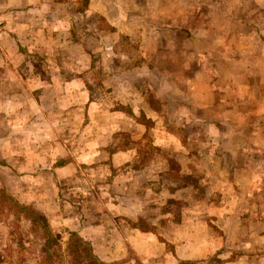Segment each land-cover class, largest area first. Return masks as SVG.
Returning <instances> with one entry per match:
<instances>
[{"label": "rangeland", "instance_id": "374dc122", "mask_svg": "<svg viewBox=\"0 0 264 264\" xmlns=\"http://www.w3.org/2000/svg\"><path fill=\"white\" fill-rule=\"evenodd\" d=\"M135 95L148 113H161L156 119L161 128L154 126L153 117L133 112L128 99ZM171 100L177 114L168 106ZM206 102L211 108L204 113L200 106ZM187 105L193 106L195 116L207 115L210 135L202 134L206 126L193 125L194 141L185 140L191 135L184 126L190 116ZM112 110L140 120L146 126L143 137H138L143 127L123 124L126 117L108 115ZM221 118L227 125L218 123ZM167 132L173 135L168 137ZM213 136L217 150L229 145L223 142L227 138L255 152L251 161L249 156L238 157L244 169L237 171L235 182L241 185L256 178L257 188H208L212 179L221 183L218 166L225 164L224 158H214L209 168L202 164L201 142ZM106 145L114 151L135 150L130 160L120 157L113 164L104 153H97L96 159L92 155L98 171L92 168L87 173L98 204L82 207L76 196L73 201L67 197L66 190L59 193L60 202L50 201L52 195L45 199L46 215L37 203L44 199L39 189H57L51 179L41 177L47 164L61 154L57 163L83 149L96 151ZM45 151L53 155L47 157ZM186 154L195 155L188 177L178 172ZM88 162V158L78 162L84 173ZM143 168L141 175L130 171ZM232 170L228 168V177ZM131 174L140 176L131 179ZM174 184L184 188L171 197L167 189ZM208 193L215 194L214 204H204ZM3 194L43 214L62 264H70L66 246L71 232H78L73 224L48 219L65 213L76 219L83 215L80 208L88 207L107 224L96 237L100 248L78 235L98 257L107 255L108 264L128 259L142 264L123 236L106 235L111 223L105 216L123 225L129 220L124 214L140 211L141 217L129 223L162 230L165 237H158L167 249L174 246L170 240L188 241L190 249L194 247L188 252L185 246L181 249V255L193 257L179 264L205 260L217 264L216 253L200 258L199 249L221 243L220 219L234 213L258 217L264 213V0H0V197ZM223 194L236 199L218 206ZM169 218L178 221L174 236L168 234ZM12 220L0 218V264H18L19 256L22 264H38L45 240L29 220L21 218L19 228ZM230 224L233 229L234 222ZM258 228L264 230V221ZM226 240L233 245L240 238Z\"/></svg>", "mask_w": 264, "mask_h": 264}, {"label": "crops", "instance_id": "0c3cea01", "mask_svg": "<svg viewBox=\"0 0 264 264\" xmlns=\"http://www.w3.org/2000/svg\"><path fill=\"white\" fill-rule=\"evenodd\" d=\"M128 100L131 105L130 107L133 108L134 113L136 111H138L139 113L143 112L144 114L147 115V117H151V118L153 117L154 126L158 129L161 128L162 124H158V122L156 121V119L161 118L160 117L161 113L158 110H153L154 115L152 113H148L142 100L141 101L138 100V95H135L134 99L130 97ZM175 100L174 101L171 100V102L168 103L169 108L170 106L172 108L173 114L174 113L177 114V106H176ZM219 106H222V105H219ZM200 107L204 113L206 112L207 108H211L209 102H206L205 105L203 104ZM186 109L189 110L190 116L187 115V118L184 122V126L186 127V133L189 132L191 133V135L189 139L186 137L185 140L194 141V133H193V128H192L193 125L201 124V126L202 125L206 126V129L202 128L205 131L204 132L202 130V134L210 135L209 132L211 129V123L207 115L195 116L193 114V106L187 105ZM111 112L112 113H109L108 111L109 113L108 115L113 114L117 116V115L123 114L126 117V118L123 117L124 119H126L123 121V124H129L131 126V123H134V125H137V127H143V132L141 131L138 134V137H143V133L144 131H146V126L140 120L137 121L136 118H134L133 116L126 115L124 114V112H121L118 110H112ZM218 123L227 125L224 118H221L220 120H218ZM170 134L172 133L167 132L168 137H170ZM165 136L166 135L164 134V137ZM212 139H216V137L215 136L210 137L208 140H206L205 137H203V140L201 142L203 152L202 153L198 152L199 155H203L201 159L202 164L204 165L205 168H209L210 165L212 164V161L213 162L215 161L213 160L214 158L218 160H221V158L222 159L224 158L225 164L222 166H218V172L222 176L221 177L219 176L217 180H219L221 183L217 184L215 183V180L212 179L211 181L214 183L213 185L210 184L208 188L209 189L211 188L214 190H218L219 187L223 190L230 189V188H232L233 190L246 189V188H252V187L257 188V183L259 182L256 180V178L252 180L249 179L247 182H244L241 185H238L235 182L236 180L235 175L237 174V171L239 169H244V166L239 167L238 157L249 156V161H251L253 157L252 155H255V152H252L251 150L250 152L248 150H245L236 142L230 143L227 138L226 139L223 138L225 139L223 140V142L228 143L229 145L225 146L224 144L221 143L222 145L221 144L220 145L223 146L224 148L222 150H217V145L215 144L216 142L214 141L211 142ZM10 148L13 151L16 150V147L12 148V146H10ZM134 150L135 149L133 147H126L122 150L114 151V148L112 147V145H106L103 149L96 150V151L93 149H88V150L83 149L82 151L79 152V154H75V155L71 154L70 157H68L64 162L57 163L58 159H61L62 157H64V154L59 155L57 158H55L56 161L54 163H52L51 165L47 164L48 168L43 169L44 172H42L41 174V177L42 175H44L45 178L51 179V182L53 183V185L54 184L56 185L57 189L53 190L52 186L49 189L47 187L41 186L43 188L39 189V193L40 195L43 194L44 199H38V200H43L42 202H37L38 205L40 206V209L45 213V209H44V205L46 204L45 199L49 195H52V197H49L51 199L50 201H53V202L62 201L61 195H59V193L61 194L63 192H66V190H69V193H67L68 195L67 197H70L71 199L72 195L76 196L77 197L76 202L80 204L82 207L85 205L89 206L90 203L97 205L98 203L95 199V196L91 192V187H93V182L90 179L89 173H87V172H91L92 168H95L98 171V165H96L95 162L94 163L91 162L92 155H94L96 159L97 153L99 152L104 153L107 158L109 157L111 159V162L113 164L115 163L116 160L118 161L120 157L123 159V161L130 160L131 155L134 154ZM45 154L47 155V157L50 156V154L53 155V153H50L48 151H45ZM194 154H191V155L186 154L185 163L179 167L178 172H184L186 177H188L187 173L189 169L191 170L193 169L191 167L192 163L195 164V162H193L191 158V156L192 157L195 156ZM175 155H177V153H175ZM80 158H88L89 160L88 162L89 167L84 168L85 173L84 171L82 172L83 164L81 163L80 165H78ZM204 161H208V163H205ZM244 161L246 162V160ZM72 164L75 165L73 167L75 171L71 170ZM17 165H19V163ZM203 165H202V169L203 171H205L203 168ZM12 166L16 169V171H19L17 170L18 166H16L15 163H13ZM230 167L231 168L233 167L234 170H232L233 174L229 173L230 176L228 177L227 170ZM77 168L81 174H78ZM31 171L33 170L31 169ZM130 171L131 173H135V175L136 174L141 175V172L144 171V168L137 169V170L130 169ZM159 171L160 170L156 171L153 169V172H155L156 176H160L161 178H163L164 175H160ZM170 172L171 171H169V173ZM125 173L128 174V171H125ZM140 175H137L135 177H139ZM135 177L133 176V174H131V179ZM128 178L130 177H127V183H129ZM187 186L188 185L185 186V189L188 188ZM183 188H184L183 186L178 187L177 185L175 186L174 184L173 186L169 185L167 190L169 192V195L172 197V196H175V193L180 192ZM73 189L75 191H73ZM214 195H215L214 193L213 194L208 193V196L203 199V201H205L204 204L207 205L209 201L211 202V204H214V201H212V197ZM223 195L221 196V200L216 203L218 206L220 204L223 205V204L230 203L231 201L233 200L235 201L236 199L235 197H232V196H225V195L223 196ZM37 198H40V197H37ZM256 199L257 197L255 198V201ZM134 200L138 203H141V205H145L144 201L140 199H134ZM63 202H65V204L71 203L68 200H64ZM211 204L209 203L208 205H211ZM255 205H257L256 202H255ZM259 208L261 207L259 206ZM80 210H82V212L84 211L83 215L80 214L79 217L76 219L73 217L72 219L70 216L67 215V213H65L63 215L62 214L58 215L59 218L51 219L49 217L48 220L52 222L55 219H59L57 220V222L61 224L65 223L66 226H68L69 224H73L72 226H74L73 227L74 230L77 231L81 237L88 239L91 245L93 243V245H96L100 248L101 242L99 241V239H96V237H98L97 235L101 231V228L107 225L106 222H104L103 221L104 219L101 218L95 211H93L92 208L91 209L89 207L87 209L80 208ZM91 212H93V215H91ZM46 215L49 216V214H46ZM124 215H126V217L129 218V220H127L126 223L123 225L121 223H119L121 225H115L114 224L115 220L111 219V216L105 215L107 219L109 220V222L111 223V225H113L112 228L110 227L111 225L110 226L108 225L109 230L106 232V235L107 236H123L125 239V243L131 245L132 249L135 250V253L138 255V258L141 260L142 264H179V262L180 263L184 261L187 262V260L193 257V256L191 257L189 254H187L186 256L181 255V249H184L183 248L184 246H185V252H188L189 250H195L194 247L190 249L191 243L188 244V241L178 244L169 239L172 243H174V246L171 249H167V246L165 245L166 242H162L160 238L158 237L161 235L162 237H165L166 234L164 232L163 233L159 232L162 230H159V231L145 230V229L139 228L133 223H129V221L141 217V211L140 213L136 212V214L132 213V214H124ZM151 219L155 220L154 218H151ZM220 221L222 224L221 226L222 232L220 231L221 233H219V235L222 238L220 239L221 243L216 246H211L212 244L203 245L199 249L201 251L200 258L208 259L213 254L216 253L217 254L216 256L219 258L218 260L219 262L217 264H264V233H261V231L264 232V230L262 229L258 230L259 229L258 227L262 225L264 221V213L260 217H258V214L252 213V212L250 214L234 213V215L223 216L220 219ZM231 221L234 222L233 229H231V224H230ZM167 222L170 227L168 234H170L171 236H174L175 234H172V233L177 231L178 221L176 220L172 222L171 219L169 218L167 219ZM246 223L249 224L250 226L249 227L244 226L246 225ZM242 227H244V229H242ZM227 236L228 237L234 236L236 238H240V240L237 241L233 245L228 244V241L226 240ZM154 238H158V239H154ZM167 243H170V242H167ZM106 247L108 246L106 245ZM100 250L101 252H104V253H106L107 251L106 249H103V248H101ZM101 256L99 255L100 259L102 260H105L107 258V255H103L102 257ZM120 264H135V262L133 259H128L127 261H123ZM202 264H209V260L202 261Z\"/></svg>", "mask_w": 264, "mask_h": 264}, {"label": "trees", "instance_id": "16d2710c", "mask_svg": "<svg viewBox=\"0 0 264 264\" xmlns=\"http://www.w3.org/2000/svg\"><path fill=\"white\" fill-rule=\"evenodd\" d=\"M5 216H12V226L15 228H19V221L24 218L29 220L34 231L40 232V236L45 240V249L39 255L38 264H62L59 250L53 247L55 236L41 212L21 203L10 195L3 194L0 197V218ZM66 251L70 258V264H108L101 260L91 249L89 243L76 232H71ZM18 264H22L21 256H19Z\"/></svg>", "mask_w": 264, "mask_h": 264}]
</instances>
